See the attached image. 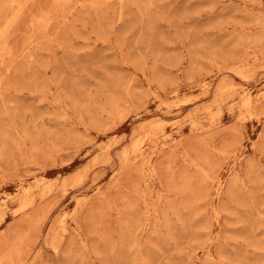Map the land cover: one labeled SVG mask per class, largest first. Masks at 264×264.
I'll return each mask as SVG.
<instances>
[{"label": "rangeland", "instance_id": "374dc122", "mask_svg": "<svg viewBox=\"0 0 264 264\" xmlns=\"http://www.w3.org/2000/svg\"><path fill=\"white\" fill-rule=\"evenodd\" d=\"M0 38V264H264V0H0Z\"/></svg>", "mask_w": 264, "mask_h": 264}, {"label": "bare ground", "instance_id": "6f19581e", "mask_svg": "<svg viewBox=\"0 0 264 264\" xmlns=\"http://www.w3.org/2000/svg\"><path fill=\"white\" fill-rule=\"evenodd\" d=\"M1 39V38H0ZM246 101H248V100H246ZM249 102V101H248ZM56 241V240H55ZM55 245V244H54ZM55 247V246H54Z\"/></svg>", "mask_w": 264, "mask_h": 264}]
</instances>
